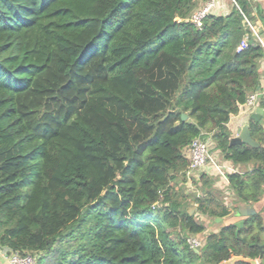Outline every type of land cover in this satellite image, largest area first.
<instances>
[{"label":"trees","instance_id":"16d2710c","mask_svg":"<svg viewBox=\"0 0 264 264\" xmlns=\"http://www.w3.org/2000/svg\"><path fill=\"white\" fill-rule=\"evenodd\" d=\"M207 1L0 0L1 247L35 264L264 256L260 212L237 234L199 221L264 193V128L249 122L252 148L230 145L227 126L260 86L264 49L236 48L250 33L243 16L264 25L262 10L235 0L198 29L188 19ZM208 136L213 155L243 169L227 176L235 203H222L211 175L200 196L182 190L187 149Z\"/></svg>","mask_w":264,"mask_h":264},{"label":"built area","instance_id":"2783aa9c","mask_svg":"<svg viewBox=\"0 0 264 264\" xmlns=\"http://www.w3.org/2000/svg\"><path fill=\"white\" fill-rule=\"evenodd\" d=\"M237 8L235 0H230ZM222 0H209L197 9L189 19L190 23L196 28H201L203 21L210 15H225V3ZM244 23L250 33L243 36L239 42L236 52L245 50L250 41L258 43L264 49V39L254 27L248 18L243 16ZM259 104V93H252L246 99L244 109L250 113ZM211 139L208 136L205 139L196 138L192 140L187 149L188 164L184 171L185 184L191 187L193 182L200 186L201 175H211L216 179V185L219 190L230 195L228 191V174L240 173L239 170L229 163L218 160V157L210 152ZM218 182V183H217ZM197 196H200L197 194ZM187 245L192 250H197L202 243L196 237H189L186 240ZM37 256L33 254L21 255L18 252L10 251L0 246V260H6L8 264H35Z\"/></svg>","mask_w":264,"mask_h":264},{"label":"crops","instance_id":"0c3cea01","mask_svg":"<svg viewBox=\"0 0 264 264\" xmlns=\"http://www.w3.org/2000/svg\"><path fill=\"white\" fill-rule=\"evenodd\" d=\"M257 2L260 5V8L262 10V16L264 17V0H258ZM230 8H231V5L228 4V3H226L225 4V11H226V14L225 15H228L230 13ZM253 18H254V27L259 32V34L262 37V39H264V25L259 20V18H258V16L256 14H253ZM258 93H259V104L261 103L262 106H259V104H258L255 107V109L256 108L262 109L261 121L259 123L264 128V119H263V113H264V58L260 62V86L258 88ZM254 110L251 111L250 113H248L244 109L237 116L231 118V120L227 124L228 129H229V131L231 133V138L232 137H237L238 132L244 126L247 125L248 128H249V122L252 121V119L250 118V115L252 113H254ZM237 169L239 170L240 173H242L243 169H239L238 167H237ZM200 186H201V184H200ZM214 188L216 190L219 189L216 184L214 185ZM241 207H246V206H241ZM250 207L255 211V213L256 212H260L261 213V218L263 220V222H262V228H264V193H263V197H262V200L260 201V203L254 205V206H250ZM203 220H204V218H203ZM239 221H244V218L243 217L236 216V211H234V210H231L230 213H229V215L226 216V217H224L223 219H218V220L215 219V222L216 223H220L219 224L220 227L221 226H226V225H235ZM220 227L214 228L212 231H209V233H216V232H218V230H219ZM260 237H261L262 241L264 242V232H262L260 234ZM262 259L264 260V256L262 257ZM0 264H8V263H7L6 260H0Z\"/></svg>","mask_w":264,"mask_h":264},{"label":"water","instance_id":"95a60500","mask_svg":"<svg viewBox=\"0 0 264 264\" xmlns=\"http://www.w3.org/2000/svg\"><path fill=\"white\" fill-rule=\"evenodd\" d=\"M261 114H262V109L256 108L254 110V113L250 115V118L253 121L259 123L261 121ZM186 119H187L186 115H181L182 121H185ZM229 144L230 145H242L243 144V145H247L252 148H257L260 146L259 143H257L251 138L250 131L247 125L244 126L242 129H240L237 137H232L230 139ZM189 214L191 215L192 213L189 212ZM254 214H255V211L250 206L240 207L236 211V216L243 217V218L252 216ZM242 226H243V221H239L235 224L236 234L242 228ZM238 262H243L245 264H264V260L262 259L261 253L258 259H250V258H245L242 256H231L229 260L224 261L220 264H236Z\"/></svg>","mask_w":264,"mask_h":264},{"label":"rangeland","instance_id":"374dc122","mask_svg":"<svg viewBox=\"0 0 264 264\" xmlns=\"http://www.w3.org/2000/svg\"><path fill=\"white\" fill-rule=\"evenodd\" d=\"M223 2L222 3H228V4H230L231 5V1L230 0H222ZM202 6V4L201 5H199L196 9H194V11L192 12V14L197 10V9H199L200 7ZM191 14V15H192ZM191 15L189 16V19L191 18ZM188 19V20H189ZM218 157L220 158V156L218 155ZM218 158V160H220ZM245 171V170H244ZM178 187V186H177ZM176 187V188H177ZM200 187L201 186H199L198 184H196V182H193L192 183V185H191V187L190 186H188L187 184H184L183 185V187H182V190H183V192L185 193V194H187V195H192V194H199V195H201V192H200ZM216 195H217V197H219L220 199H221V201H222V203H225V204H228L229 202H233V203H235V201H234V198L232 197V195H227V194H225L222 190H216ZM191 204V205H190ZM186 209L188 210V212H191L192 214H194L195 213V210H196V206L193 204V203H191V199H189L188 200V202H187V206H186ZM191 214V215H192ZM197 217V216H196ZM199 217H197V219H198ZM203 218H204V220H203ZM202 219V220H201ZM199 221H201L204 225H205V227H206V233H209V231H212L214 228H218V227H220V223H216L215 221L213 222L212 221V219L211 218H207V217H201L200 219H199ZM204 235H199V236H197L196 238L201 242V243H203V240H204Z\"/></svg>","mask_w":264,"mask_h":264}]
</instances>
